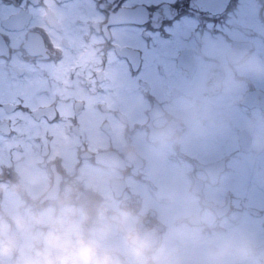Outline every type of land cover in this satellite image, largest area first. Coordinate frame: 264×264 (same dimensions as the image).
Masks as SVG:
<instances>
[{"label":"flooded vegetation","instance_id":"flooded-vegetation-1","mask_svg":"<svg viewBox=\"0 0 264 264\" xmlns=\"http://www.w3.org/2000/svg\"><path fill=\"white\" fill-rule=\"evenodd\" d=\"M97 3L118 47L109 45L114 65L81 93L88 103L78 118L60 140L32 139L44 133L26 126L0 141V223L17 240L0 264L43 248L49 215L68 208L86 235L102 208L138 218L161 241L181 226L201 236L240 227L258 241L253 264H264V151L245 130L264 118V77L238 70L242 54L264 64V0ZM192 102L206 114L200 123L181 118ZM103 244L130 264L119 230ZM200 252L187 247V264Z\"/></svg>","mask_w":264,"mask_h":264},{"label":"snow or ice","instance_id":"snow-or-ice-1","mask_svg":"<svg viewBox=\"0 0 264 264\" xmlns=\"http://www.w3.org/2000/svg\"><path fill=\"white\" fill-rule=\"evenodd\" d=\"M117 40L97 0H0V141L26 126L62 139Z\"/></svg>","mask_w":264,"mask_h":264},{"label":"clouds","instance_id":"clouds-1","mask_svg":"<svg viewBox=\"0 0 264 264\" xmlns=\"http://www.w3.org/2000/svg\"><path fill=\"white\" fill-rule=\"evenodd\" d=\"M238 70L245 75L264 77V64L256 57L242 54ZM188 119L200 123L206 114L199 113L195 102L186 110ZM251 147L264 151V118L256 117L245 124ZM39 185V175L30 178ZM98 226L91 235L83 229V218L68 208L62 215H49L50 230L44 236V247L21 252L17 264H119L103 241L113 229L123 234L126 255L130 264H187L185 249L194 246L201 250L196 264H253L258 241L240 227L224 228L210 236L192 235L185 228L176 227L161 241L154 233L144 231L138 218L129 213L102 208L98 214ZM17 230L25 231L23 217L14 221ZM11 226L0 223V259L11 256L17 248Z\"/></svg>","mask_w":264,"mask_h":264}]
</instances>
